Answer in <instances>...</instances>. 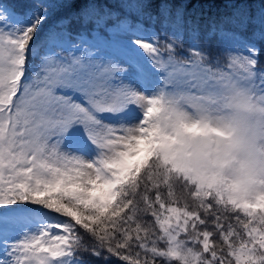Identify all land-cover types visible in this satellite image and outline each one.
Wrapping results in <instances>:
<instances>
[{
  "label": "snow or ice",
  "instance_id": "1",
  "mask_svg": "<svg viewBox=\"0 0 264 264\" xmlns=\"http://www.w3.org/2000/svg\"><path fill=\"white\" fill-rule=\"evenodd\" d=\"M72 6L0 0V264H264V6Z\"/></svg>",
  "mask_w": 264,
  "mask_h": 264
},
{
  "label": "trees",
  "instance_id": "2",
  "mask_svg": "<svg viewBox=\"0 0 264 264\" xmlns=\"http://www.w3.org/2000/svg\"><path fill=\"white\" fill-rule=\"evenodd\" d=\"M6 3H10L15 6L18 13H24L30 8H34L38 3H58L60 0H4ZM71 8H57L49 10L51 11V16L45 25V28L49 26L56 25L62 18L74 13L81 0H71ZM105 3L109 4L113 9L119 10V0H104ZM153 4H158L159 0H150ZM168 2L173 6V10L182 9L186 19H191L194 23H198L200 35L197 42H202L207 44V48L211 50H216V47L223 46L215 38L209 39L207 37V32L210 29V22L212 20H218L223 16L230 15L236 5H246L247 8L255 15L258 13L259 9L264 6V0H168ZM233 3L232 6H229ZM153 11L155 9H152ZM72 31H79V25L73 22L71 25ZM161 38L168 39L169 35L164 32H160ZM193 41V37L186 33L183 37V47H190ZM201 47H206L205 44H200ZM210 51V50H209ZM211 55L214 53L210 51ZM215 56V55H214ZM86 260L91 261V264H104V261H97L96 258L85 255L83 257ZM113 264H121L115 257L111 258Z\"/></svg>",
  "mask_w": 264,
  "mask_h": 264
},
{
  "label": "rangeland",
  "instance_id": "3",
  "mask_svg": "<svg viewBox=\"0 0 264 264\" xmlns=\"http://www.w3.org/2000/svg\"><path fill=\"white\" fill-rule=\"evenodd\" d=\"M232 5H233V3L230 4V2H229V6H232ZM198 44H199V45H200V44H205L206 47H203L204 50H205V51H209V50L212 51V52L214 53V54L212 55L213 57H215V56L217 55V53L220 51V49L223 47V46H221L220 49H219V47H216V50H214V49L211 50L210 48H207V44H206V43L198 42ZM188 48H189V47H185L184 49H188ZM210 51H209V52H210ZM214 55H215V56H214ZM181 195H183V194H181ZM189 203H191V200H189Z\"/></svg>",
  "mask_w": 264,
  "mask_h": 264
}]
</instances>
